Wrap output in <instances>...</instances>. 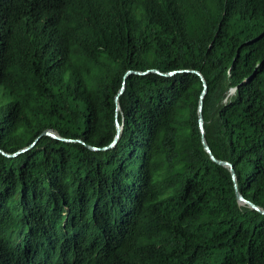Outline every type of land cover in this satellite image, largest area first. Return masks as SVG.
Returning <instances> with one entry per match:
<instances>
[{"label":"trees","instance_id":"16d2710c","mask_svg":"<svg viewBox=\"0 0 264 264\" xmlns=\"http://www.w3.org/2000/svg\"><path fill=\"white\" fill-rule=\"evenodd\" d=\"M150 69L203 75L205 139L264 209V0H0V149L85 143L0 152V264H264L201 78L132 74L117 112Z\"/></svg>","mask_w":264,"mask_h":264},{"label":"water","instance_id":"95a60500","mask_svg":"<svg viewBox=\"0 0 264 264\" xmlns=\"http://www.w3.org/2000/svg\"><path fill=\"white\" fill-rule=\"evenodd\" d=\"M151 72L157 73V74H159L161 76H165V77L174 76V75H176L178 73H194V74L198 75L201 78V80L203 82L204 90L202 92V95H201V98H200V102H199V122H200V128H201L202 135H203L202 142H203L204 148H205L206 152L209 154V156L211 157V159L214 162H216L217 164L229 169V171L231 172L239 204L240 205H247L250 208H252L254 210H257L258 212L264 214V209L256 206L253 202L245 199L244 196L239 192L238 184H237L236 172L234 170L233 165L230 162H228V161H223V160L217 159L214 156L211 148L209 147V145H208V143H207V141L205 139L203 107H204V98H205V96H206V94L208 92V85H207V82H206L205 78L203 77V75L200 72L195 71V70H178V71H170V72H167V73H163V72H161L159 70H154V69H150V70H147L145 72L128 71L127 74L124 77V79H125L124 80V86L120 90L119 94L116 96L117 112L121 110L120 104H119V99H120V97L123 95V93L125 91V84H126V81H127L128 77L130 75H132V74L146 75V74H149ZM123 129H124L123 124H120L119 121H116V136L114 138V141L110 145H108V146H106L104 148L93 147V146H90V145H87V147L90 150H93V151H101V150L112 149L118 144V141H119V139H120V137L122 135ZM42 135L50 136V137H52V138H54L56 140H60V141H64V142H81V143L85 144L84 142H82L80 140H72V139L63 138L59 134L54 133L53 131H50V130L45 131ZM39 138L35 141V143H33V145H31V146H29V147H27V148L15 153V154H8V153L2 151L1 149H0V152H1V154H3L7 158L16 157V156H18V155H20L22 153H25L26 151L30 150L32 148V146H34L36 144V142L39 140Z\"/></svg>","mask_w":264,"mask_h":264},{"label":"clouds","instance_id":"9594fccd","mask_svg":"<svg viewBox=\"0 0 264 264\" xmlns=\"http://www.w3.org/2000/svg\"><path fill=\"white\" fill-rule=\"evenodd\" d=\"M123 86H124V82H123ZM123 88V87H122ZM235 91V89H233ZM52 131V130H50ZM54 132V131H53ZM55 133V132H54ZM54 139V138H53ZM33 145V144H32ZM25 149V148H24ZM23 150V149H22ZM21 151V150H20ZM29 151V150H28ZM19 152V151H18ZM27 152V151H26ZM15 154V153H14Z\"/></svg>","mask_w":264,"mask_h":264},{"label":"rangeland","instance_id":"374dc122","mask_svg":"<svg viewBox=\"0 0 264 264\" xmlns=\"http://www.w3.org/2000/svg\"><path fill=\"white\" fill-rule=\"evenodd\" d=\"M234 91V90H233ZM233 91H232V93H233ZM33 147V146H32ZM25 148H27V147H25Z\"/></svg>","mask_w":264,"mask_h":264},{"label":"bare ground","instance_id":"6f19581e","mask_svg":"<svg viewBox=\"0 0 264 264\" xmlns=\"http://www.w3.org/2000/svg\"><path fill=\"white\" fill-rule=\"evenodd\" d=\"M230 98V97H229Z\"/></svg>","mask_w":264,"mask_h":264}]
</instances>
